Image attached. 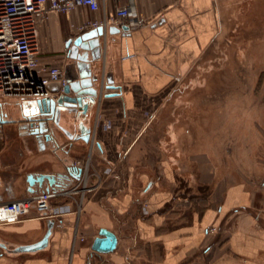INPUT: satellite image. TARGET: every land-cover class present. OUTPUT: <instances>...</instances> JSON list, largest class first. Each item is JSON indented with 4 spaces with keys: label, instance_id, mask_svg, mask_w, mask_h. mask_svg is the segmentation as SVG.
Listing matches in <instances>:
<instances>
[{
    "label": "crops",
    "instance_id": "obj_1",
    "mask_svg": "<svg viewBox=\"0 0 264 264\" xmlns=\"http://www.w3.org/2000/svg\"><path fill=\"white\" fill-rule=\"evenodd\" d=\"M261 1L136 0L146 25L128 29L116 21L100 31H80L78 25L87 18L115 17L116 7L127 0H107L96 12L78 7L71 18L50 13L40 25V61L61 67L68 80L78 79L86 50L74 49L75 40L99 41L94 55L89 50L86 57L98 95L86 115L61 109L57 117L40 113L32 101L0 96V203L74 185L73 162L87 157L93 139L87 177L92 189L55 198L50 217L32 210L16 223L0 224V264H264V183L259 189L223 186L210 154L198 152L191 139V125L172 120L180 102L190 100L187 91L196 85L197 69L206 68V56L229 36L230 23L243 21L246 4ZM31 117H44L42 132L31 127ZM108 121L110 128L104 125ZM81 123L91 129L89 141ZM170 145L177 156L159 157L158 149ZM108 166L119 178L103 173ZM198 171L199 181L210 186L203 214L167 229L164 209L172 194L180 199L177 182L187 181L195 194ZM41 173L54 174L55 182L31 186L29 175ZM149 193L161 198L154 210L142 198ZM134 215L140 217L135 234ZM50 219L55 222L45 248L15 251L39 241ZM150 219L162 228L157 235ZM102 229L116 237L111 250L93 249L96 238L109 237Z\"/></svg>",
    "mask_w": 264,
    "mask_h": 264
},
{
    "label": "rangeland",
    "instance_id": "obj_2",
    "mask_svg": "<svg viewBox=\"0 0 264 264\" xmlns=\"http://www.w3.org/2000/svg\"><path fill=\"white\" fill-rule=\"evenodd\" d=\"M221 42L211 55L206 56V68L197 69L196 85L187 91L186 98L190 100L180 102L172 120L185 128L191 125L194 132L191 139L196 142L198 152L205 150L210 154L223 186L239 184L259 189L264 183V2L246 4L243 21L234 26L230 23L229 36ZM93 149L91 144L86 156L93 153ZM157 152L159 157L163 153L172 157L179 151L170 145ZM153 153L156 155V151ZM199 174L198 171L195 194H191L193 189L189 191L185 187L187 181L180 179L181 182H177L180 199L172 194L164 209L168 216L167 229L189 223L194 216L203 214L210 186L199 181ZM151 193L142 198L148 200L149 208L154 210L155 202L161 198ZM76 194L84 195L85 192ZM80 204L78 200L77 205ZM121 217L123 215L118 214V219L123 220ZM139 218L134 215L130 222L136 223L132 227L134 234ZM149 221L155 227L156 235L162 231V228L157 229L155 219ZM142 243L137 244L138 254ZM157 244H153L154 254L158 253ZM136 264L141 263L137 261Z\"/></svg>",
    "mask_w": 264,
    "mask_h": 264
},
{
    "label": "built area",
    "instance_id": "obj_3",
    "mask_svg": "<svg viewBox=\"0 0 264 264\" xmlns=\"http://www.w3.org/2000/svg\"><path fill=\"white\" fill-rule=\"evenodd\" d=\"M107 0H0V96L16 97L34 101L42 98L57 99L68 83L63 69L42 63L40 25L50 13L57 12L71 18L78 7L96 12L105 6ZM120 21L128 29L146 25V19L136 11V0H127L118 5L115 17L111 19L87 18L78 25L80 31L107 28L110 23ZM59 83V90L53 92L51 84ZM44 117H31V127L38 130ZM110 128L111 123L105 122ZM91 144L94 146V140ZM92 151L86 159L75 160L74 166L80 175L77 182L67 189H47L22 198L0 203V224L18 222L32 210L40 218L55 214L53 200L59 196L74 198L78 192L92 188L88 185V171L91 166ZM103 173L119 178L112 167H105Z\"/></svg>",
    "mask_w": 264,
    "mask_h": 264
},
{
    "label": "water",
    "instance_id": "obj_4",
    "mask_svg": "<svg viewBox=\"0 0 264 264\" xmlns=\"http://www.w3.org/2000/svg\"><path fill=\"white\" fill-rule=\"evenodd\" d=\"M99 31L101 28H97ZM98 42L95 41V43L90 44H84L82 42V38H78L74 42L73 48L76 49L78 46L83 47L86 50V53L83 57H81L82 61L80 66V77L78 79L68 80V83L63 88V93H61L58 98L52 99V98H42L32 101L30 104L37 106L40 113H51L55 117L58 116V113L61 109H68L71 112H75L76 114L80 115L82 113L83 115H86L88 113V109L90 104L95 103L96 96L98 95V91L95 87H93V81L96 80V78H92L91 76V70L89 69L87 59L88 51L90 50L92 52V55L95 53V49L98 48ZM53 86H56V88H52ZM50 89H52L53 92H57L59 90V83L51 84L49 86ZM41 124L45 123L44 119H41ZM81 133L83 134V138L86 141H89L90 139V133L91 129L86 127L84 124L81 123ZM37 132H42L43 129L40 127ZM81 170L79 171V174L77 177H79ZM76 177V178H77ZM45 180H48L50 184L54 183L56 180V176L54 174H38V175H29L28 181L31 186H34L35 183H39V185H42ZM54 219H50L48 222V229L44 236L37 242L27 245H21L15 249L16 252H32L36 250H40L45 248L48 245L49 238L52 234V228L54 225ZM101 234H106L109 236L108 238H96L93 249L100 250V251H108L114 248L116 243V237L111 232L107 231L106 229L101 230ZM111 239V240H110Z\"/></svg>",
    "mask_w": 264,
    "mask_h": 264
},
{
    "label": "flooded vegetation",
    "instance_id": "obj_5",
    "mask_svg": "<svg viewBox=\"0 0 264 264\" xmlns=\"http://www.w3.org/2000/svg\"><path fill=\"white\" fill-rule=\"evenodd\" d=\"M40 126L42 127V129H44L45 128V123L41 124ZM90 136H91V133H90Z\"/></svg>",
    "mask_w": 264,
    "mask_h": 264
}]
</instances>
